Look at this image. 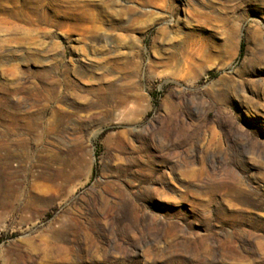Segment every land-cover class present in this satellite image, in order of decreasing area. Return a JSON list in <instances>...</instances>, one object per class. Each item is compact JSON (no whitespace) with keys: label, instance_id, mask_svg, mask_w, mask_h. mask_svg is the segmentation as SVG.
<instances>
[{"label":"rangeland","instance_id":"rangeland-1","mask_svg":"<svg viewBox=\"0 0 264 264\" xmlns=\"http://www.w3.org/2000/svg\"><path fill=\"white\" fill-rule=\"evenodd\" d=\"M0 264H264V0H0Z\"/></svg>","mask_w":264,"mask_h":264},{"label":"bare ground","instance_id":"bare-ground-1","mask_svg":"<svg viewBox=\"0 0 264 264\" xmlns=\"http://www.w3.org/2000/svg\"><path fill=\"white\" fill-rule=\"evenodd\" d=\"M50 253H52V252H50Z\"/></svg>","mask_w":264,"mask_h":264}]
</instances>
